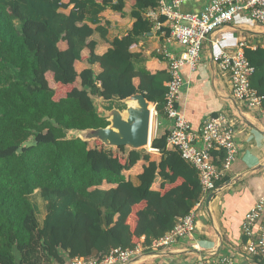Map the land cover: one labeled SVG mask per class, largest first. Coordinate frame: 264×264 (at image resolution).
I'll return each mask as SVG.
<instances>
[{
	"label": "trees",
	"instance_id": "obj_1",
	"mask_svg": "<svg viewBox=\"0 0 264 264\" xmlns=\"http://www.w3.org/2000/svg\"><path fill=\"white\" fill-rule=\"evenodd\" d=\"M124 6V0H0V264L101 262L115 249L149 247L203 195L196 169L167 146L170 132L152 138L158 163L144 150L64 139V129L108 125L96 114V97L108 110L123 109L122 100L141 93L158 119L165 113L168 72L151 73L131 52L152 32L146 12L158 0H134L131 31L103 55L89 41L94 32L107 35L102 14L123 17ZM244 56L254 69L250 88L264 109V49H246ZM76 61L88 68L78 74ZM95 64L99 74L91 68ZM212 155L222 168L225 153ZM140 160L146 165L135 185L129 172ZM157 177L162 183L154 190ZM35 191L46 204L41 224L30 200Z\"/></svg>",
	"mask_w": 264,
	"mask_h": 264
},
{
	"label": "crops",
	"instance_id": "obj_2",
	"mask_svg": "<svg viewBox=\"0 0 264 264\" xmlns=\"http://www.w3.org/2000/svg\"><path fill=\"white\" fill-rule=\"evenodd\" d=\"M210 1L186 2L180 6V11L197 13ZM124 3L123 17L109 10L102 14L109 26L105 38L98 32H94L89 38V41L95 42V54L103 55L111 48V42L115 38L123 37L131 31L135 22L131 16L134 0H124ZM150 12L155 16L148 18L153 22L152 32L142 37L131 52L140 55L139 66L151 73L167 71L164 52L180 56L184 48L170 40L166 23L160 22L161 17L156 9H149L146 14ZM263 42L264 27L246 14H238L230 24L206 38L195 71L191 72L187 66L181 68L185 85L178 108L188 119L192 133L197 135L206 119L223 115L234 130L237 154L230 168L218 181V192L207 201L209 195L196 211V217L200 216L201 220L196 221V229L191 238L178 239L164 250H153L150 246L140 244V253L125 264H195L199 257L209 253H214L216 257L232 256L236 264H259L254 258L245 257L242 252L245 239L241 226L245 215L255 203L264 199V109L262 106L250 107L246 102L233 97L230 75L221 69L213 57L220 52L234 55L239 49L243 53L246 49L254 51L262 48ZM88 54L87 48L81 52L83 57ZM74 68L80 74L88 65L76 61ZM91 68L96 74L101 72L98 64ZM93 100L103 107L107 105L101 98ZM172 125L165 113L159 119L155 117V135L170 132ZM146 152L152 161H160L161 155L158 152L152 149ZM144 165L146 162L140 160L130 170L133 184H139L137 176ZM161 183V178L157 177L152 188L158 190Z\"/></svg>",
	"mask_w": 264,
	"mask_h": 264
},
{
	"label": "built area",
	"instance_id": "obj_3",
	"mask_svg": "<svg viewBox=\"0 0 264 264\" xmlns=\"http://www.w3.org/2000/svg\"><path fill=\"white\" fill-rule=\"evenodd\" d=\"M197 0H158L155 8L158 16L163 17L169 29L170 40L184 48L180 56L164 52L167 58L169 81L166 84L164 112L172 121V129L167 139V146L180 152L181 157L198 172L202 187V197L184 218L178 219L173 231L154 240L150 245L153 250H164L181 238H191L196 229V211L212 192L218 191L216 183L220 181L232 162L237 149L234 142V130L227 117L223 115L208 118L204 121L200 132L192 133L190 123L185 114L178 108L181 91L185 85L180 70L187 66L195 71L199 61L203 42L208 36L230 24L238 14H246L249 18L264 27V0H211L197 13H183V3ZM147 18L155 17L153 12ZM242 47V46H240ZM264 49V42L261 46ZM223 71L229 73L232 84V95L244 101L250 107H261V98L250 88V76L254 69L241 49L229 55L220 52L213 57ZM155 115V116H154ZM157 113L153 111V117ZM225 153L222 168H218V156L213 152ZM241 232L245 239L242 252L245 257L258 258L264 262V199H259L245 215ZM140 253L139 246L134 250H112L101 262L93 259L74 258L67 264H125ZM195 264H236L234 257H216L214 253L199 257Z\"/></svg>",
	"mask_w": 264,
	"mask_h": 264
},
{
	"label": "water",
	"instance_id": "obj_4",
	"mask_svg": "<svg viewBox=\"0 0 264 264\" xmlns=\"http://www.w3.org/2000/svg\"><path fill=\"white\" fill-rule=\"evenodd\" d=\"M101 101L105 102L102 98ZM121 104L124 106L123 109L113 107L108 110L93 100L96 114L106 119L108 125L97 129H64V139H81L88 143L99 142L102 146L113 150L125 147L130 151H150L154 104L141 93L125 98ZM216 192H212L207 201Z\"/></svg>",
	"mask_w": 264,
	"mask_h": 264
},
{
	"label": "rangeland",
	"instance_id": "obj_5",
	"mask_svg": "<svg viewBox=\"0 0 264 264\" xmlns=\"http://www.w3.org/2000/svg\"><path fill=\"white\" fill-rule=\"evenodd\" d=\"M155 116V115H154ZM154 127H155V117L153 118V122H152V138L155 136V133H154ZM27 145H30L32 144V140L28 141L26 143ZM94 145V142H91L90 143V147H93ZM147 153V152H146ZM30 200L36 204L38 206V209H39V213H38V221L39 223L41 224L45 215H46V208H45V202L41 199L40 195H39V191H35V193L33 195L30 196ZM200 216H197L196 217V221L198 222V219H199ZM201 220V219H199Z\"/></svg>",
	"mask_w": 264,
	"mask_h": 264
}]
</instances>
